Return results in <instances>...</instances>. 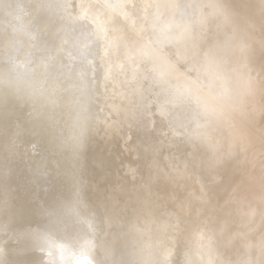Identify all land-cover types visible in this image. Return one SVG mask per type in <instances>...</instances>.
Segmentation results:
<instances>
[{
  "label": "rangeland",
  "instance_id": "obj_1",
  "mask_svg": "<svg viewBox=\"0 0 264 264\" xmlns=\"http://www.w3.org/2000/svg\"><path fill=\"white\" fill-rule=\"evenodd\" d=\"M137 1L142 6L143 3H147L150 8L159 3L156 7L160 8L162 17L160 19L158 16L160 12L157 11L156 7H154L155 9L143 7L128 18L129 21H125L122 29L121 26L119 27L121 31L119 32L123 33L121 42L123 43L124 55L118 60H120L119 64L123 66L125 71L124 79L126 82L125 95L122 102L118 104V113L122 118V124L117 132L123 152L122 157H117L118 165L112 175L114 177H108L111 171L103 164L97 173L98 183L96 187L99 188L97 192L101 193L104 190V193H96L95 208H93L92 213L94 218L90 233L80 234L78 230L79 221L89 220V217L92 216L85 206L76 203L69 212L70 218L64 217L63 214V207L68 205L66 197L70 195L72 189L70 186L65 187L61 183L65 181L71 168L65 167L58 176L47 180V175L40 174L43 170L37 166L42 152L35 150L32 154L34 159L30 164L33 167L25 166L28 168L25 171L30 174V182H24L25 184L22 186V190L27 193L26 200L24 201V196H20L18 201L9 200V197L3 201L9 204L7 203L8 208L0 216V264H24L22 251L26 247L28 249H48L42 255L40 252L36 253L38 255L36 260L39 264H54L57 254L65 252V249H73L74 251L87 249L90 253H94L93 256L95 257L91 256L89 260L82 259L76 264H183L190 252L196 253L195 257H189V261L195 264H264V249L261 243L264 239V52L262 45L254 43L251 47H246L242 43L238 44L234 47L235 49H231L230 56L232 58H229V61L220 60L214 51L227 47V43L230 42L223 43L217 39H212L202 48L191 47L185 42L187 41L186 38L184 39L187 36L186 27L182 24L175 10L165 9L161 6L160 0H126L125 4L133 9L134 6L136 7ZM149 2L154 3V5L149 4ZM70 4L71 2L65 3V0H45L41 10L43 14L40 11L39 16V13L33 14L35 11L28 5V0H0V15L7 5L14 9L12 15L9 13L7 17H4L8 18L4 28L8 32V37H0V94L8 95L6 99L11 102L9 107L12 117L15 118L19 114V119L17 117L14 122L25 119L23 121L25 127L23 126L24 129L20 128V135H24L27 140L29 138V147L40 141L54 139L61 150L58 153L54 151L57 155L52 152V158L60 159L64 153L68 157L72 156L75 150L69 154L67 152L69 145L75 146L85 155L91 154L92 151H101L107 159L112 161L117 144L112 140V136L107 133L106 128H104L105 125L101 124L107 119L94 115L92 117L83 111L81 113L82 120H78L76 124L81 127L82 137L86 139L76 141L68 135L67 129L61 121L55 122L48 118L53 111L55 98L59 101L64 100L67 98L69 90L63 79L65 66L56 61L55 53L61 56L65 65H68L66 63L68 58L63 56L74 51V48H70V46L65 48L61 44L62 25L59 24L56 14L58 7L70 12ZM150 10L153 11L152 14ZM155 10L157 12H154ZM105 12L111 16L109 10ZM162 12H164L163 15ZM155 14L159 18L156 22L154 21ZM146 15H151L153 21L151 16L148 20ZM162 18H165V22ZM23 20L25 25L22 24L23 22L21 23ZM144 20L148 21L145 22ZM149 21L150 23H148ZM161 22L167 23V25H162ZM176 24H180V26ZM162 26L166 27V30ZM167 27L170 28L168 30L171 32L167 30ZM152 28L156 32L151 30ZM152 31L155 32L152 34L155 37L151 36ZM96 32H98L96 26L91 25L90 32H88L89 37L95 38L98 35ZM99 33L102 32L99 31ZM156 34L162 39L156 38ZM130 36L136 37V41L134 38H128ZM85 39V36L78 38L82 49L90 46V42H85ZM155 39L157 40L155 41ZM186 45L188 46L186 47ZM188 47H191L190 50ZM134 48L135 50H133ZM159 49L160 51H158ZM245 50L253 54V59H257L254 61V63L257 62L254 67L244 61L241 63L236 61L235 55L237 56L240 52L244 53ZM182 52H187L191 57L189 66L194 63L193 67L190 68L186 62H180ZM98 55L101 57L102 52H99ZM6 56H9L8 60L5 58ZM157 61L159 62L157 63ZM77 70L83 73L82 67H78ZM73 73L74 71L71 72V75ZM5 74L9 76L8 79L3 77ZM69 79L72 78L69 77ZM75 80L77 81V78ZM73 84L78 85L77 82H71L72 88H76ZM6 87L7 92L4 91ZM170 89L171 92H169ZM97 93V90L92 88V91L81 92L80 98L89 99L90 103L100 102ZM203 96L211 102L213 110L215 106L218 112L214 113L210 110L212 112L210 113L209 104ZM29 98L33 112L31 110L25 111L26 105L24 103ZM174 98L178 101L172 102L174 105L172 106L169 101ZM179 98L182 100L180 101ZM201 103L205 106L202 105L201 107ZM164 104L165 106H163ZM170 105L173 111H181V113L178 112L179 116L176 118L170 114L172 112ZM186 106L190 107V111ZM20 109L21 111H19ZM16 112L23 113L21 114L23 117ZM181 114L185 117L188 114L190 116L185 118ZM206 117L209 119L208 121H205ZM26 120L31 121L32 124H25ZM64 129L66 130L64 131ZM192 130L202 133L195 134ZM55 133H57V137ZM237 133L240 135L238 136ZM200 137L201 141H205L207 150L209 149L208 152H210L206 153L203 161L199 163L187 156L188 149L185 146L197 142ZM184 139L190 140L188 142ZM10 140L9 142L14 144V141ZM30 140L35 141L31 142ZM212 146L216 147V151ZM37 154L40 155V158ZM198 163L203 164L201 169ZM194 169L196 173H194ZM197 174L199 175L197 176ZM148 177L149 179H147ZM85 179L86 177L80 178V184H77L82 187ZM121 180H126L129 184V187L124 191L121 189ZM43 184L47 185L45 191L48 194L44 198L42 196L39 198L37 194L42 193ZM172 184L174 185L172 186ZM56 186H61L65 190V192L63 191L64 195L62 193L57 196L55 192L57 198L55 197L53 189ZM58 192L61 193V189H58ZM33 193L36 194V197ZM23 201L25 204L22 205ZM40 209L51 210L53 213L52 218H49V224L47 217L40 216L29 224L30 227L27 226L29 229L25 227L24 213L38 212ZM61 209L63 210L61 211ZM155 210L158 212L156 213ZM55 211L58 214H55ZM133 213H137V215L130 222ZM139 217L144 221H141ZM168 221L169 224H167ZM131 225L140 233V236L135 238L133 244L126 245L131 238L129 235V226ZM146 226L150 227V232L143 234ZM165 234L169 235L166 236ZM26 237L35 239V241L30 240L32 244H27L29 247L26 243L24 245ZM59 237L66 241L65 249L57 245L56 241L48 246L51 239ZM162 238L167 242L165 243L167 248L164 246L165 241ZM85 239L86 241L83 243ZM160 244H162L161 247H159ZM139 249L141 250L139 254H135ZM161 249L162 253H159ZM172 249L174 251H171ZM151 260L152 262H149Z\"/></svg>",
  "mask_w": 264,
  "mask_h": 264
},
{
  "label": "bare ground",
  "instance_id": "obj_2",
  "mask_svg": "<svg viewBox=\"0 0 264 264\" xmlns=\"http://www.w3.org/2000/svg\"><path fill=\"white\" fill-rule=\"evenodd\" d=\"M125 1L126 0H71V1L70 0H65V3L71 2V4H70V8H71L70 9V12H67L66 10H64L61 7H58L57 8L56 18H57L59 24L62 25V27H61L62 28V30H61L62 37L60 39L61 40V44L63 46H65V48H66V46H70V48H74V51H71L68 54L66 53V55L63 56V57L68 58V60H67L68 62H66L68 65H65L64 60L61 59V56H59L57 53H55L56 61L64 64V66H65V71L63 73L65 75V77L64 78L62 77V78L67 83V86L69 87V90H68L67 98H65L64 100L59 101V99L55 98V101L56 102L53 101L54 102L53 111L48 116V118L51 119L52 121H55V122L61 121V123H63V125L67 129V130L64 129V131L66 130L67 133H68V135L71 136V138L72 139H75L76 141L77 140L84 141L86 139V138L82 137V133L83 132L81 130V127L78 124H76V122H78V120H82L81 113H83V111H85V113L87 115H91V116L94 115V116H99L101 118L107 119V121H103V122H101V124L102 125H105L104 128H106L107 133H109V135L112 136L111 137L112 140H114V142L117 144V147L115 148V154H114V157H113L114 159L112 161H111V159H107L101 151H92L91 154L85 155L84 153L82 154L79 151V149L77 150L75 148V146H69V145L67 147L68 148L67 149V152L69 154H72V151L75 150V153L72 156L68 157L64 153L63 154V157L60 156V159L61 160L60 159H56V158H52V155H51L52 152L56 151L58 153V151L61 150L58 147L56 140H54L52 137H51V139H53V140L40 141L36 145H33L32 147H29V144H28L29 138L27 140L24 135H20V133H21L20 128L22 127V129H24L23 128V126H24V124H23L24 122L23 121L25 119L24 118L23 119L21 118L22 119L21 121L18 120V122L17 121L14 122L17 117L19 119V114L18 113H20V112H16V114H18L17 117H15V118L12 117V114H10L11 109L9 107V105H11V102L8 99H6V96H8V95L4 96L1 93L0 94V216L8 208L7 205L9 203L7 202L8 203L7 204L6 202H3L5 198L9 197V200L18 201L20 196H24L25 197L24 198V201L26 200L27 193L22 190V186L25 184L24 182H30V179H29V175L30 174H28V172L25 171L26 169H28V168H25V166H27V167H29V166L30 167H33V165H30V164H31V161H33V159H34L33 156H32V154L34 153L35 150L36 151L39 150V152H42L41 158L39 157L40 155L38 156V154H37V156L40 158V161H39V163H37L38 164L37 166L40 169L43 170V171L40 172V174L42 173V174H46L47 175V178H46L47 180L53 179L54 176H58L60 174V172L62 171L63 168H65V167H70L71 168V171H69L68 175L66 176L65 181L63 183H61L65 187L66 186H70L71 187L70 189H72L70 195H68V197H66V200L68 202V205L66 207L65 206L63 207L64 210L61 209V211L63 210L64 217L70 218L69 212H71V208H73L74 205H76V203L80 204V206H83V207L85 206L87 208V210L90 211V213L89 212L88 213L90 215H92L93 208H95V200H96L95 198H96V195H97L96 193H99V191L97 192V189H99V188L96 187V184L98 183V179H97L96 176H97L98 171L101 169L100 166H101V164L106 165V167L108 168V170L110 169V171L112 173V174L109 173L108 177H111V178L114 177L112 175L114 174V171H115V169L117 168V165H118L117 157L118 156H121L122 155V152H123V150H122L123 149L122 148V143L119 140V134L117 132V131H119V128H120V126L122 124V118H121V116L118 113V104L120 102H122L123 97L125 95L124 94L125 93L124 87H125V82H126L125 79H124L125 71L123 69V66H121V64H119L120 60H118L121 57L123 58V55H124L123 54V52H124L123 51V43L121 42L122 41V38H123L122 37V34L123 33H120L121 31L119 30V27L121 26L120 28L122 29V26H123V24H125V21H129L128 18H130L133 14H135L136 11H138V9H142L143 7H147V9H153L154 7H156L159 4V3H157V4L154 5V3L149 2V4L151 3V5L152 4L154 5V7L151 6L152 8H150V6H148L147 3H143L144 5L142 6L141 3H139L137 1L138 3H136V7L134 6V8L132 9L131 7H129L128 5L125 4ZM44 3H45V0H28V5L31 6L33 8V10L35 11V12H33V14L34 13H37V14L39 13L38 14L39 16H40V11L42 10V7H43V4ZM160 3H161V6L165 7V9L166 8H169V9H172V10H175L176 11L177 16L180 18L182 24L186 27V31H187V36L186 37L182 36V37H184V39L186 38L187 41H185V42L189 46L191 45V47L202 48V47H204V46L207 45V43L209 42V40H212V39H217V40H219V41H221L223 43L224 42H230V43H227V45H228L227 47H225V48L223 47V48H220L218 51H214L219 56V59L220 60L221 59H225L226 62L229 61V58H232V56H230L231 49L232 50L235 49L234 47L236 45H238V44H241V43L244 44L246 47H251V45L254 44V43L261 44L262 45V50L264 52V0H160ZM134 5H135V3H134ZM13 8H14V6H13ZM156 8H157V11L160 10V8L159 9H158V7H156ZM106 10L107 11L109 10V12L111 13V16H108L106 14V12H105ZM13 11H14V9H11L10 6H8V5H7V7L3 8V13L0 15V37H4V38L5 37H8V32H6V29H4L6 27L5 21L8 20V18H4V17L5 16L7 17V14H9V13L12 15ZM157 11L155 10L154 12H157ZM152 12L153 11L150 10V13L151 14H152ZM159 12H160V15H158V16H160V19H161V17H162L161 16V11H159ZM163 13L164 12H162V15H163ZM42 14H43V12H42ZM155 15H154V21L156 22L159 18L156 15V20H155ZM2 16H3V18H2ZM150 16L146 15V17H147L148 20H150L149 19ZM141 17H143V16H141ZM165 17H167V16H165ZM152 18L153 17L151 16V20L153 21ZM174 18H176V17H174ZM162 19H164L163 22H165V18H162ZM176 20H177V18H176ZM147 21H145V22H147ZM176 22L179 23V21H176ZM21 23L24 24V20L21 21ZM130 23H131V21H130ZM148 23H150V21ZM161 23H159V24H161ZM143 24H146V23H143ZM156 24H158V23H156ZM164 24L167 25V23H164ZM164 24L162 23V25H164ZM170 24L173 25L172 23H170ZM180 24H176V25H179L180 26ZM91 25H95L96 26V29H98V32H96V33H98V35H96L95 38H90L89 37V34H88V32H90ZM136 25H139V24H136ZM151 25H152V23H151ZM45 26H44V28H45ZM163 27L164 26H162V28ZM49 28H50V26H49ZM127 28H125V29H127ZM133 28H135V27H133ZM168 28L169 27H167V30H168ZM164 29L166 30V27H164ZM151 30H154V28H152ZM99 31H101L102 33L100 34ZM154 31L156 32V30H154ZM168 31H170V30H168ZM176 31H178V29ZM141 32H142V30H141ZM147 32L148 31L146 30V33ZM155 32L153 33V31H152V33L151 32H149V33H151V36H153L152 34H155ZM1 33H4V34H1ZM157 33H160V32H157ZM162 33L164 34V32H162ZM139 34H140V32H139ZM137 35H138V33H137ZM167 35H168V33H167ZM79 36H81V37L85 36V38H86L85 39V42H90L89 43L90 46L85 47V48L82 49L81 46L79 45V40H78ZM156 36H157V34H156ZM125 37H127V36H125ZM153 37H155V36H153ZM166 37H168V36H166ZM128 38H134V37L130 36ZM156 38L162 39V38H160V36L159 37L157 36ZM135 39H136V37L134 38V40ZM151 39H152V37H151ZM156 40L157 39H155V41ZM128 41H129V39H128ZM139 41H137V43H139ZM126 44H127V42H126ZM184 44H183V46H184ZM188 45H186V47ZM124 46H125V44H124ZM128 48H130V47H128ZM154 48H157V47L154 46ZM190 48H189V50H190ZM133 50H135V48ZM158 51H160V49ZM99 52H102L101 57H99V55H98ZM166 53H168V52H166ZM8 57L9 56H6L5 58L8 60L9 59ZM180 57H181L180 58V60H181L180 62L183 61V62H186V65L187 64H188V66L190 65L189 64L190 63L189 60L191 59V57L188 55L187 52H182V54L180 55ZM235 57H236V61L238 63H241V61L242 62L244 61V62L248 63L249 65H251L252 67L255 66V63H257V62L254 63V61H257V59H255V58L253 59V54L251 52H249L248 50H245L244 53L240 52L237 56L235 55ZM156 59H157V57H156ZM135 60H134V62H135ZM161 61H163V60H161ZM212 61L213 60H211V62ZM158 62L159 61H157V63ZM130 63H132L131 60H130ZM192 65L194 66V63H192ZM192 65L189 66V67L190 68L193 67ZM130 66H132V65H130ZM78 67H82L83 73H81V72H79L77 70ZM190 68H189V70H190ZM184 70H186V69L184 68ZM214 70H216V69H214ZM69 71H71V72L74 71V73H73L74 76H73V74L71 75V72L69 74ZM213 72H210V73L213 74ZM224 72H225V70H224ZM68 75L72 79H69ZM3 77H5L7 79L9 78V76L6 75V74ZM76 78H77V81L75 80ZM71 82H73V83L77 82L78 85L73 84V85L76 86V88H72L70 86V83ZM170 84H171V82H170ZM172 85H175V84H172ZM92 88L95 91L97 90V92H98L97 93L98 94L97 96H99L100 102L99 101H97L95 103L93 102L94 103L93 104V103H90L89 99H81L80 98L81 92L86 91V90H88V91L91 90L92 91ZM6 90L8 91L7 87H6V89H4V91H6ZM4 91H2V92L4 93ZM169 92H171V89L169 90ZM203 97L206 99V102L209 104L208 105L209 107L207 106L208 107V110L209 111L211 110L212 112L216 113V111H217L216 109L217 108L214 106V110H213L211 102L205 96H203ZM169 98H170V96H169ZM175 99L176 98L172 99L171 101L168 100L172 104V106H174L172 102L176 101ZM11 100H12V98H11ZM181 100L182 99H180V101ZM30 101L31 100L29 98V99H27V102L24 103L26 105L25 111L31 110V112H33V109H32V106L30 104ZM177 101H178V99H177ZM165 102H163V103H165ZM189 105H191V104H189ZM202 105L205 106V104H202L201 103V107H202ZM163 106H165V104ZM96 108H98V109H96ZM171 108L172 107L170 105V109ZM187 108L189 110L190 107H187ZM192 108L193 107L191 106V109ZM77 109H78V111H75ZM167 109H169V108H167ZM195 109H196V107H195ZM19 111H21V109ZM211 111H210V113H212ZM178 112L181 113V111H178ZM178 112L176 110L175 111L172 110V112H170V114L174 115L175 118H176V116H179V113ZM21 114H23V113H20V115ZM170 114H169V116H170ZM188 115H186V117ZM181 116H182V114H181ZM210 116H209V118H210ZM216 116H217V114H216ZM21 117H23V116L21 115ZM182 117H185V116H182ZM97 119H98V117H97ZM200 119H201V117H200ZM208 120L209 119L207 118L205 121H208ZM88 121H90V120H88ZM91 121H92V119H91ZM176 122H177V120H176ZM85 123H87V122H85ZM173 123H174V121H173ZM25 124H32V122L26 120V123ZM44 124H46V123H44ZM51 124H53V123H51ZM210 124H211V122H210ZM83 125H84V123H83ZM38 126H39V124H38ZM51 126H54V125H51ZM176 127H177V125H176ZM26 128H27V125H26ZM205 129H207V128H205ZM32 130H34V129H32ZM53 130H55V129H53ZM90 130H92V129H90ZM168 130H170V129H168ZM57 131L60 132L59 130H57ZM61 131H62V129H61ZM192 131H194V130H192ZM209 131H210V129H209ZM31 132H34V131H31ZM187 132H188V130H187ZM191 132H189V133H191ZM166 133H168V132L166 131ZM198 133H202V132H197V131L195 132V134H198ZM56 134L57 133H55V136H56ZM37 135H40V134H37ZM185 135L187 137V134H185ZM237 135L239 136L240 134L237 133ZM171 136H173V135H171ZM180 136L182 137V135H180ZM191 137H188V138H191ZM241 137H237V138H241ZM9 138L14 141L13 142L14 144H12V143L9 142V140H10ZM90 139H92V138H90ZM200 139H201V137L198 139L197 142L195 141V142L189 143L188 145L185 144L186 145L185 148L188 149L187 150V156L189 158L193 159L195 162H199V163L203 161V159L205 158L206 153H209L210 152V151L208 152L209 149L207 150V146H206L205 141L204 140L201 141ZM233 139H234V137H233ZM39 140H41V139H39ZM88 140H89V138H88ZM184 140H188V142H189L190 139H184ZM238 140H240V139H238ZM30 141L32 142V141H35V140H30ZM181 142H183V141L181 140ZM185 142L187 143V141H185ZM96 144H97V142H96ZM214 144L216 145V143H214ZM218 146H220V145L218 144ZM183 147H184V145H183ZM192 148H193L194 151L192 150ZM213 148H215L214 151H216V147H213ZM217 148H219V147H217ZM174 150H176V148ZM56 152H54V153L56 154ZM123 156H124V154H123ZM173 160H174V158H173ZM34 164H35V162H34ZM178 164H179V162H178ZM199 165H197V166H199L200 169H201V166L203 164L202 165L199 164ZM78 166H80V167H78ZM251 166H253V165H251ZM67 169H69V168H67ZM194 171H195V169H194ZM248 171H249V169H248ZM191 172H192V169H191ZM170 173H171V171H170ZM194 173H196V171ZM10 174H12V175H10ZM199 174H197V176ZM30 177H32V176H30ZM82 177H86L87 180L85 179V182L84 181H83L84 183L82 182L83 183L82 187H80L77 183L80 184V178L82 179ZM177 177H180V176L177 175ZM189 177H191V176H189ZM153 178H154V176H153ZM147 179H149V177ZM100 180H102V179H100ZM100 180H99V182H100ZM178 181H179V179H178ZM120 182H121V189H123V191H124V189H126V188L129 187V184H128V182L126 180H121ZM151 182H153V181H151ZM155 182H156V180H155ZM153 183H151V184H153ZM169 183H170V181H169ZM34 185H36V184H34ZM99 185H100V183H99ZM173 185L174 184H172V186ZM46 186H45V184L42 185V188H41L43 190L42 193L37 194V196H39V198H40V196H42L43 198L47 196L48 193H47V191H45V187ZM112 187H113V185H112ZM156 187H158V186H156ZM169 187H171V185H169ZM34 189H35V187H34ZM58 189H61V193L58 192ZM164 189L166 190V188H164ZM63 191L65 192V190H63V188H61V186L60 187L59 186H56L53 189L54 195H55V192H56V195L57 196H60L63 193ZM168 192H170V191H168ZM101 193L103 194L104 193V190H103V192L101 191ZM101 193H99V194H101ZM156 193H157V191H156ZM33 195H34V193H33ZM35 195H34V197H36ZM56 195H55V197H56ZM63 195H64V193H63ZM138 195H139V193H138ZM132 197H134V196H132ZM147 197H149V196L147 195ZM24 201L22 202V205L25 204ZM139 201H141V200H139ZM136 202H138V201H136ZM101 203H102V201H101ZM137 204H139V203H137ZM97 208H99V207H97ZM155 209H157V207H155ZM153 210H154V208H153ZM158 210L157 211L155 210L156 213L158 212ZM159 211H161V210H159ZM56 213L57 212L55 211V214ZM152 213H153V211H152ZM24 214H25L24 216H25L26 223L25 224L23 223V224L25 225V227H27V226L30 227L29 224H31V222H33V220H36L40 216L47 217L48 218L47 222H48L49 221V218H52V215H53V213L51 212V210H42V209H40L38 212L36 211V212H29V213H24ZM136 215H137V213H133L132 214V216H131L132 218L130 219V222L133 221V218ZM93 218L94 217L92 215L91 217H89V220H85L83 222H81V220L79 221L80 223L78 225V230H79L80 234H84L85 232L87 234L90 233L89 231L91 230V225H92V222H93ZM139 219H141V218L139 217ZM142 220L143 219H141V221ZM49 222H48V224H49ZM167 224H169V221L167 222ZM113 225H115V224H113ZM45 229H47V228H45ZM56 229H58V228H56ZM144 229H145L144 230L145 232H143V234H145L147 232H150V227L149 226H146ZM26 231L28 232V230H26ZM24 232H25V230H24ZM29 233H31V232H29ZM31 235H32V233H31ZM31 235H29V236L31 237ZM34 235H36V234L34 233ZM129 235L131 236V238L129 240V243L126 244V245L133 244L134 241H135V238L137 236H140V233H138L135 230V228H132V225H131V226H129ZM167 235H169V234H167ZM163 237H164V235H163ZM170 237H171V235H170ZM26 238H25V240H26ZM32 238H35V237H32ZM157 239H158V237H157ZM25 240H24V245H25V243L27 245V244H30L31 241H35V239L32 240V239H28V238H27L26 241ZM55 241L57 242V245H59L61 248H64L65 249V247H66V241L63 240V239H61L60 237L57 238V239H53V240L51 239L49 241V243H48V246H50L51 243H53V242L55 243ZM85 241H86V239L83 241V243H85ZM262 241H261L262 248L264 249V239ZM159 242H161V241H159ZM165 243H167V242L166 241L164 242V246H166ZM157 245H159L158 242H157ZM161 245L162 244H160L159 247H161ZM39 246H41V245H39ZM257 246H258V244H257ZM30 248H32V247H30ZM163 248L165 249V247H163ZM166 248H167V246H166ZM171 248H173V247H171ZM76 249H78V248H76ZM46 250H48V249H28L26 247L22 251L23 258H24L23 263L24 264H37V263L39 264V262H37V260H36L38 258V255L36 253L40 252V254L42 255L43 253L46 252ZM140 251L141 250L139 249L138 252H136L135 254H139ZM157 251H158V249H157ZM171 251H174V250L172 249ZM160 252L162 253V249L159 251V253ZM263 253H264V251H263ZM93 254L94 253H90L87 249H79V250H75V251L73 249H65V252H61V253H58L57 254L54 264H76L77 262H79L82 259L89 260V258H91V256L92 257H95V256H93ZM171 254H173V252H171ZM75 255H78V257H75ZM107 255H108V253H107ZM195 256H196V253L190 252L189 257H195ZM141 257H142V255H141ZM189 257L186 260L183 261V264H195V263H192L191 261H189ZM153 258L155 259V257H153ZM143 260L144 259L142 258V261ZM173 261L175 262V260H173ZM149 262H152V260L149 261ZM155 264H157V263H155Z\"/></svg>",
  "mask_w": 264,
  "mask_h": 264
}]
</instances>
